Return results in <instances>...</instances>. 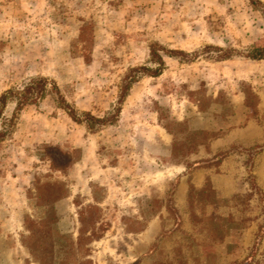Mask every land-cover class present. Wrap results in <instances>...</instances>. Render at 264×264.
I'll use <instances>...</instances> for the list:
<instances>
[{
  "label": "rangeland",
  "instance_id": "obj_1",
  "mask_svg": "<svg viewBox=\"0 0 264 264\" xmlns=\"http://www.w3.org/2000/svg\"><path fill=\"white\" fill-rule=\"evenodd\" d=\"M81 19L93 25L87 60L72 52ZM152 42L188 55L160 52L159 75L138 71L114 123L88 129L49 95L16 112L0 140V222L11 226L0 230V251L22 246L37 261L24 242L53 243L56 264H205V252L216 254L213 264H237L250 254L264 229V59L243 54L264 46V13L249 0H0V94L43 76L77 112L104 116L130 68L156 66ZM224 52L231 54L219 59ZM242 83L257 95L256 111L244 104ZM14 109L8 101L3 116ZM248 123L261 131L257 141L224 143L228 130ZM43 146L77 149L80 157L63 174L40 157ZM45 175L68 188L54 203V225L36 224L46 214L29 194ZM206 178L220 199L243 196L207 206L208 214L231 213L240 222L210 246L202 245L186 205L188 183L201 187ZM89 204L100 210L96 226L102 220L108 228L87 255V240L70 252L67 238L76 239L78 211ZM26 215L35 222L29 230ZM260 235L250 264H264Z\"/></svg>",
  "mask_w": 264,
  "mask_h": 264
},
{
  "label": "trees",
  "instance_id": "obj_2",
  "mask_svg": "<svg viewBox=\"0 0 264 264\" xmlns=\"http://www.w3.org/2000/svg\"><path fill=\"white\" fill-rule=\"evenodd\" d=\"M251 6L254 9L260 10L264 13V4L260 0H249ZM82 23L79 26V33L77 38L72 43V52L80 54L84 59H88L90 55V46L93 39L92 22L81 19ZM213 47L219 51H223L220 47L208 46V48ZM173 56H184L188 54L182 50L167 49L158 42H152L149 45V61L156 64L154 68L149 66L141 65L130 68L118 88V96L116 105L109 111L106 112L104 116H96L90 111L77 112L75 108L70 106L66 101L62 93L60 92L57 84L47 77L38 76L31 78L28 82L24 83L18 88H9L0 94V119L2 122V129L0 130V140L6 135L8 131V126L13 124L14 118L16 117V112L21 110L25 105H37L46 95H49L56 106L63 109L67 115L77 123H83L88 129H97L98 127L104 126L106 124L114 123L119 115L121 104L123 103L125 97L133 82L136 80L137 72L142 71L144 74L150 76L159 75L164 68V60L162 54ZM230 52H224L218 58L225 59L229 57ZM243 56L250 59H264V46L251 45L249 50H247ZM188 59V58H186ZM244 95V104L250 108L257 110V95L253 92L248 84L242 83L241 88ZM8 101L15 103L14 113L11 117L6 118L3 116L4 108ZM197 135L210 136L214 135V132L209 131H195ZM40 157L46 158L50 162V166L54 170H59L65 174L70 166L78 160L80 157L79 150H62L56 146H43L41 148ZM96 186V185H94ZM97 187V186H96ZM68 193V188L66 183L60 178H52L51 175H45L44 179L36 177L33 182V189L30 190V197L34 200L36 206L43 208L45 211V219L36 222V224H51L57 223L58 218L54 208V203L66 196ZM94 199L98 200L95 193ZM243 197L240 194H234L230 199H220L217 197L216 192L211 184L209 178H206L205 183L201 187H196L192 183H188V193L186 198V205L189 220L195 231L200 233V235L206 239L202 243L204 246H210L212 244L223 242L224 239L229 235L230 231L234 228H239L240 222L234 217L233 214L228 213L223 214H208L206 212L207 206L210 205H223L227 206L231 199H240ZM174 204L166 203L165 209L171 214L174 213ZM101 214L99 207L94 204L86 205L78 211V220L80 223L78 229V235L76 239H68L67 243L69 245L68 250L71 252L78 251L82 248L83 240H87L84 250L87 255L89 252L88 244L103 235L105 230L108 228V223L102 220L96 226V222L100 220ZM35 223L29 216L26 215L24 219V225L29 230L31 227L29 225ZM28 225V226H27ZM178 226V224H176ZM264 232V229H259L257 234V239L252 246L250 254H248L242 262L237 264H250V260L253 257V253L256 250L258 239L260 234ZM58 238L66 237V235L56 232ZM35 234L30 237L33 238ZM24 245L28 248L30 254L38 261L39 264H56L54 258L53 243L48 246L37 243L35 245H29L24 242ZM233 246L228 245V251L232 249ZM205 264H213L216 259V254L213 252H205ZM88 262V260H86ZM199 263V256L196 259ZM67 260H60L59 264H68ZM58 264V263H57Z\"/></svg>",
  "mask_w": 264,
  "mask_h": 264
},
{
  "label": "crops",
  "instance_id": "obj_3",
  "mask_svg": "<svg viewBox=\"0 0 264 264\" xmlns=\"http://www.w3.org/2000/svg\"><path fill=\"white\" fill-rule=\"evenodd\" d=\"M249 131H253L254 134ZM261 131L257 126H254L252 123H248L247 125L243 127H237V128H231L226 133L225 137L222 139L225 142H237L241 143L243 145L251 144L255 141H257V136H259ZM250 135V136H249ZM210 178L212 181H215L216 175L210 174ZM199 179H194V184H197ZM7 223H1L0 222V230H2V234L11 228L10 224L9 226H6ZM15 225V224H14ZM16 227V226H14ZM22 251V252H21ZM0 264H39L37 261H35L33 258L30 257V255L26 252H23L22 246H19V248L14 247L13 249L2 252L0 251ZM216 264H219V261H216Z\"/></svg>",
  "mask_w": 264,
  "mask_h": 264
}]
</instances>
